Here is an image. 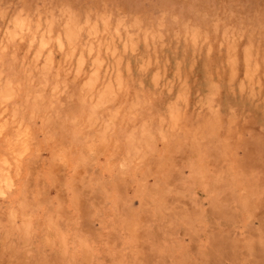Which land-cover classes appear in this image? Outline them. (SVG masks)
Wrapping results in <instances>:
<instances>
[{
	"label": "rangeland",
	"instance_id": "rangeland-1",
	"mask_svg": "<svg viewBox=\"0 0 264 264\" xmlns=\"http://www.w3.org/2000/svg\"><path fill=\"white\" fill-rule=\"evenodd\" d=\"M0 121V264H264V0H0Z\"/></svg>",
	"mask_w": 264,
	"mask_h": 264
},
{
	"label": "bare ground",
	"instance_id": "bare-ground-1",
	"mask_svg": "<svg viewBox=\"0 0 264 264\" xmlns=\"http://www.w3.org/2000/svg\"><path fill=\"white\" fill-rule=\"evenodd\" d=\"M6 119H7V118H6ZM2 121H4V119H3ZM2 121H0V122H1V125H2ZM4 124H5V123H4ZM0 128H1V127H0ZM3 129H4V128H3ZM3 129H2V130H3ZM8 129H9V128H8ZM14 133H15V132H14ZM15 134H17V133H15ZM7 135H8V134H7ZM7 135H6V136H7ZM11 135H13V134L11 133ZM2 137H3V136H2ZM7 137H8V136H7ZM12 137H13V136H12ZM21 137H22V136H21ZM9 139H10V138H9ZM20 140H21V138H20ZM23 140H24V139H23ZM7 141H8V140H7ZM9 141L11 142V140H9ZM9 141H8V142H9ZM17 141H19V139H18ZM8 142H7V143H8ZM25 142H26V139H25ZM17 143H18V142H17ZM22 143H23V142H22ZM8 144H9V143H8ZM25 144H26V143H25ZM16 145H17V144H16ZM23 145H24V144H23ZM13 148H14V147H13ZM9 149H10V148H9ZM16 149H18V148H16ZM23 150H26V149H23ZM23 150H22V151H23ZM17 151H18V150H16L15 153H16ZM4 152H5V151H4ZM23 153H24V152H23ZM16 155H17V154H16ZM9 157H10V156H9ZM22 157H23V156H22ZM5 158H6V156H5ZM17 158H18V157H17ZM65 158H66V157H65ZM10 159H11V158H10ZM3 161H4V160H3ZM6 162H7V161H6ZM12 163H13V162H12ZM23 163H24V162H23ZM1 164H2V163H1ZM7 164H8V163H7ZM0 168H1V167H0ZM24 171H25V170H24Z\"/></svg>",
	"mask_w": 264,
	"mask_h": 264
}]
</instances>
